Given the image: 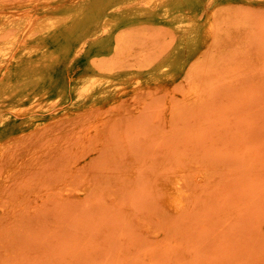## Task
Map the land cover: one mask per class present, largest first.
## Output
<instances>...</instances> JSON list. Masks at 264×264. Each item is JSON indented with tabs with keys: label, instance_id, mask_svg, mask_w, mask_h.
<instances>
[{
	"label": "rangeland",
	"instance_id": "obj_1",
	"mask_svg": "<svg viewBox=\"0 0 264 264\" xmlns=\"http://www.w3.org/2000/svg\"><path fill=\"white\" fill-rule=\"evenodd\" d=\"M157 1L0 0V264H264V0Z\"/></svg>",
	"mask_w": 264,
	"mask_h": 264
},
{
	"label": "bare ground",
	"instance_id": "obj_2",
	"mask_svg": "<svg viewBox=\"0 0 264 264\" xmlns=\"http://www.w3.org/2000/svg\"><path fill=\"white\" fill-rule=\"evenodd\" d=\"M146 3L155 8L158 1L146 0ZM207 10L208 14H212L214 9L207 7ZM82 44H84L83 40L79 41V45L82 46ZM159 185L161 190L160 203L174 211L186 206L190 196L189 193H192L193 191L190 190L191 188L189 189V187H187L183 172L179 169L177 170V173L162 178Z\"/></svg>",
	"mask_w": 264,
	"mask_h": 264
}]
</instances>
